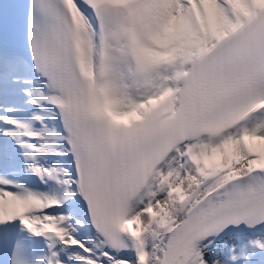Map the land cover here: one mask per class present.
<instances>
[{
    "label": "snow or ice",
    "instance_id": "obj_1",
    "mask_svg": "<svg viewBox=\"0 0 264 264\" xmlns=\"http://www.w3.org/2000/svg\"><path fill=\"white\" fill-rule=\"evenodd\" d=\"M0 264H264V0H0Z\"/></svg>",
    "mask_w": 264,
    "mask_h": 264
}]
</instances>
